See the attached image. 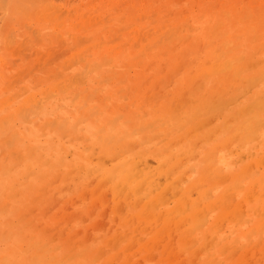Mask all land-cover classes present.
<instances>
[{"label": "rangeland", "instance_id": "rangeland-1", "mask_svg": "<svg viewBox=\"0 0 264 264\" xmlns=\"http://www.w3.org/2000/svg\"><path fill=\"white\" fill-rule=\"evenodd\" d=\"M0 124V264H264V202L215 208L195 247L130 220L172 211L215 144L240 182L212 197L247 169L264 188V0H0Z\"/></svg>", "mask_w": 264, "mask_h": 264}, {"label": "bare ground", "instance_id": "bare-ground-1", "mask_svg": "<svg viewBox=\"0 0 264 264\" xmlns=\"http://www.w3.org/2000/svg\"><path fill=\"white\" fill-rule=\"evenodd\" d=\"M180 55H178V60H180V58H181ZM215 67H217L216 64L203 65L195 72L196 76L201 75L204 71H208L211 68H215ZM3 119H1V120L5 123V119H7V118H3ZM8 120L9 119H7V121ZM2 121H1V124H4ZM199 122L200 121H198V123ZM252 131H253V128L250 125H246L245 128L241 129V132L243 134L246 133L247 135H251ZM220 146L221 145H217V144L213 145V147L210 150V153L206 159L207 160L206 170L204 171L203 174H201V176L199 177V179L196 182H192L185 187H180V188L178 187L179 188V194H180L179 198H178V205L181 209L175 210V208L178 206L177 205L174 207V209L172 211L170 210L171 212L167 211L165 214L157 213L153 207V204L157 200H159V197H157V199H154V200L148 202L147 204L142 205L140 207L141 208L140 213L137 216L132 217L130 219L132 227L134 228V230L136 231L138 229V227L135 224V220L140 219V218H144L145 221H147L151 224H155L160 219L164 220V221H166L165 227H167L168 230L178 229L180 224H184V225H186L185 228L180 231L181 238L179 239V242H180L179 247L184 248L185 246H188V245H190L191 247H195L196 244L194 243V240H193L194 231L196 230V228H198L199 226H201L204 223V218L206 217V215L209 212L214 211L215 208L219 209V214L216 216V219H215V223H216L220 220L238 219L241 216V210H240L241 205L240 204L242 201L247 202V201H250V199H253V200L258 201L259 204L261 205L264 202V188H262V186H261V178L256 177L253 173L249 172L248 169L244 172V174H246L249 177V178L247 177L249 180V186H246L242 189L241 199H238V198H236V199H232V198L225 199L223 196H221L219 198H215V197H212L210 195V193L214 187L221 186L222 184L225 185L227 192L235 193L234 191L239 186V182H240V177H239L240 175L231 178L230 176L225 175V173L222 171V169H220V167L218 166L216 155H217L218 151L220 150L219 149ZM189 156H192V153ZM179 162L176 160L177 167H179V165H182V164H179ZM185 171H186V169H183L182 173L180 172L179 178L182 175L186 174ZM126 178H128V173H125L124 180H126ZM143 181H146V179H144ZM180 181H181V179H180ZM140 185H141L140 182H136L135 185H127L126 187H127L128 191H126V192L131 193L132 195H135V194H137L138 189L140 188ZM192 193H194L196 195L194 198H192ZM164 194H166V192ZM104 212H106V211H104ZM216 226H218V223L215 224L212 228L214 229ZM162 228H164V227H162ZM162 228H158L156 230V232L160 233V231H163ZM212 228H211V230H212ZM255 228L257 230L263 229L264 228V219L263 220L260 219L256 223ZM2 232H6V231L3 230ZM207 232H208V228H207ZM155 234H157V233H155ZM3 235H5V234H3ZM155 237L157 238V236H155ZM160 238H161V236H160ZM171 241L173 242V240H171ZM148 245H149V243H147L145 245L143 244L141 249L146 250ZM194 250L195 249H193V251H191V252L193 253ZM245 252H247V251H245ZM174 254H173V256H175ZM233 255H235V254H233ZM168 257H169V255H168ZM153 258H154V256H153ZM240 258H241V255L238 256V258H237L238 260L235 258L237 260L236 262H238L240 260ZM31 259L34 261L33 257ZM168 259H170V257ZM246 259H248V257ZM249 261L251 262L250 259H249ZM140 264H141V262H140ZM179 264H180V262H179Z\"/></svg>", "mask_w": 264, "mask_h": 264}]
</instances>
